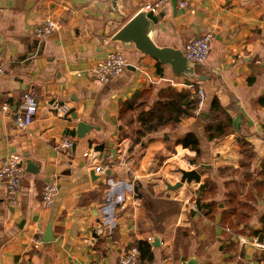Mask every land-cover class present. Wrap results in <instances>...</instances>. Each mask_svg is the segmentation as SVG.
Listing matches in <instances>:
<instances>
[{
  "label": "crops",
  "instance_id": "1",
  "mask_svg": "<svg viewBox=\"0 0 264 264\" xmlns=\"http://www.w3.org/2000/svg\"><path fill=\"white\" fill-rule=\"evenodd\" d=\"M152 1L0 0V105L8 109L0 110V164L17 153L25 171L14 205L0 185V264H116L139 239L150 244L152 257L138 264L190 258L194 264H264V0L161 5L151 34L157 45L182 50L190 38L214 34L190 80L134 46L111 41ZM46 18L57 26L38 39L33 28ZM109 49L123 52L128 63L121 73L107 82L76 74ZM188 84L206 94L197 115L144 133L129 151L122 132L127 102H140L144 93L163 103V89L193 93ZM25 91L38 106L32 122L19 129L12 118ZM213 97L219 108L212 112ZM211 113L215 124L227 122L208 139L204 125ZM81 121L90 125L83 135L65 132ZM64 137L72 144L59 149ZM109 160L104 172L93 170ZM176 160L193 163L198 179L175 177ZM160 171L174 175L164 179ZM51 178L58 191L44 207L40 195ZM178 181L176 188L166 186ZM156 202L173 208L163 213ZM160 215L163 226L154 227ZM47 225L52 239L43 241Z\"/></svg>",
  "mask_w": 264,
  "mask_h": 264
},
{
  "label": "built area",
  "instance_id": "2",
  "mask_svg": "<svg viewBox=\"0 0 264 264\" xmlns=\"http://www.w3.org/2000/svg\"><path fill=\"white\" fill-rule=\"evenodd\" d=\"M106 2L109 0H91ZM170 0H154L152 2L144 4L142 10L157 12L162 4ZM180 7L187 6L186 0H177ZM57 26V23L52 18H46L42 23L35 25L33 33L38 39L45 38L50 34ZM214 38V34L211 31H205L199 36L190 38L183 46V54L192 63H203L210 51L211 41ZM126 58L121 50L109 49L105 55L96 61L93 65H89L84 68L83 71H76L77 75L84 73L90 78H93L99 82H107L117 76L123 71L127 65ZM1 72V68H0ZM172 82V81H170ZM192 86V84H188ZM194 93L197 97V104L195 112L199 110L205 100V91L199 86H192ZM38 106V99L30 92H23L18 105L17 112L13 115V123L19 129H24L33 120ZM66 107L63 108V110ZM0 110L6 112L7 105L4 103L0 105ZM72 141L69 137H64L57 143L56 147L59 149L69 148ZM93 160V159H92ZM94 161V160H93ZM113 163L112 160L107 161L105 164H95L93 168L96 172H104L106 167H109ZM192 165V164H187ZM24 160L20 154L13 153L8 155L0 164V185L4 188V196L6 201L10 205H14L17 202V191L24 177ZM58 191V185L55 178H51L46 181L42 187L40 201L44 207H48L52 204L54 197ZM100 232H109L105 227L99 228ZM41 242L40 235L35 238V243ZM138 247L135 243H131L118 256L116 264H138ZM176 264H181L180 262Z\"/></svg>",
  "mask_w": 264,
  "mask_h": 264
},
{
  "label": "water",
  "instance_id": "3",
  "mask_svg": "<svg viewBox=\"0 0 264 264\" xmlns=\"http://www.w3.org/2000/svg\"><path fill=\"white\" fill-rule=\"evenodd\" d=\"M158 15H160V13L154 14L151 11H138L111 36V41L119 43L123 49H128L134 46L141 53L149 55L161 63L168 64L174 75L190 80L195 76L194 63L190 62L185 57L183 51L179 48L159 46L151 38ZM199 115L201 118L205 116L203 112H200ZM89 127V124L81 121L77 123L76 127L73 129H66L65 132L72 136L76 135L77 137H80ZM102 146L101 143L96 144L94 149L101 150ZM181 173V179H198V173L194 170H181ZM180 184L181 182L178 181L174 184L166 183V186L168 188H176ZM260 236L261 234L259 235L258 241H261ZM42 239L43 241L52 239L50 225L46 226ZM154 239L156 240L157 237ZM182 264H194V260L190 258L184 260Z\"/></svg>",
  "mask_w": 264,
  "mask_h": 264
},
{
  "label": "trees",
  "instance_id": "4",
  "mask_svg": "<svg viewBox=\"0 0 264 264\" xmlns=\"http://www.w3.org/2000/svg\"><path fill=\"white\" fill-rule=\"evenodd\" d=\"M163 90V92H160V96L164 98V102L162 103L159 99L155 102L153 101L152 105L147 109H143L145 113H141L138 117L137 120L140 124V127L137 129L138 137L142 136L145 132L155 130L158 126L167 122H172L174 124L178 123L181 115L188 116L193 114L197 104V97L194 92L176 91L170 85ZM127 104H129V106L131 105L130 102H127ZM218 108L217 99L213 97L210 103V110L213 112ZM213 114L214 113H211V121L208 123L206 122L204 125V130L207 132L208 139L216 137L219 133V129L224 131V128H226L227 121L225 123L216 122V124L212 122L214 119L213 116L215 115ZM195 147L198 152L197 146ZM248 211H250V206L247 212L242 214V217L244 216L245 218L249 213ZM262 231L264 233V227ZM134 243L139 250L137 263L151 259L152 253L150 251V244L147 241L139 239Z\"/></svg>",
  "mask_w": 264,
  "mask_h": 264
},
{
  "label": "rangeland",
  "instance_id": "5",
  "mask_svg": "<svg viewBox=\"0 0 264 264\" xmlns=\"http://www.w3.org/2000/svg\"><path fill=\"white\" fill-rule=\"evenodd\" d=\"M149 95L150 94H142L141 96H144L142 98V100L140 102H137L134 99H132L130 101L131 105L129 106V104H127L125 107H124V110H123V116H124V128L122 130L123 136H127L130 141H129V145H128V150L129 151H132L134 149V146H136L135 148L137 149L138 148V145L141 144V142L144 141V137L145 136H137L138 135V132H137V129L140 127V124H139V121L137 120L138 117L141 115V113H145V111L143 109H147V107H149L150 105L153 104V102L151 101V99L149 98ZM197 115L196 112L193 111V115ZM182 117H185L184 115H181V118ZM170 125H172L170 128H174L177 126V123L174 124V123H170ZM158 128H161L163 129L162 127H159ZM161 129H157L156 130H161ZM136 130V132H135ZM145 130V129H143ZM146 133V132H145ZM145 135V134H144ZM136 144V145H135ZM179 154H181V150L179 151ZM178 157V156H177ZM176 163H178L181 168H180V171L179 172V175L178 173L174 175V173L172 174H168L167 171H165V173L163 174V171H160L158 174H161L162 178L166 179L165 177H169V178H172L173 175L176 177V176H181L182 173H181V170H186V171H192L196 169V167L194 165H188L184 163V161H181V160H176ZM191 164V163H190ZM193 164V163H192ZM175 171L176 169L173 168ZM156 205V209L157 208H160L159 210L163 213H165V211L169 210V209H172L173 207L171 205H165V204H159V203H155L153 204V206ZM167 209V210H163V209ZM161 217H159L158 219H154L153 222H154V227H161L163 225H161L162 223V220H163V216L160 215Z\"/></svg>",
  "mask_w": 264,
  "mask_h": 264
}]
</instances>
